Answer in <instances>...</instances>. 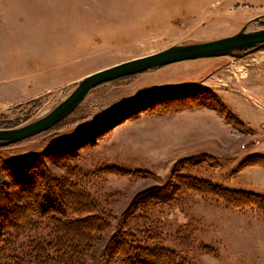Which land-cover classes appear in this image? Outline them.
Here are the masks:
<instances>
[{"label":"rangeland","instance_id":"1","mask_svg":"<svg viewBox=\"0 0 264 264\" xmlns=\"http://www.w3.org/2000/svg\"><path fill=\"white\" fill-rule=\"evenodd\" d=\"M248 22L247 32L264 29V0H0V129L42 118L90 74L175 45L229 37ZM197 90L206 93L197 105L151 110L158 95ZM70 142L77 154L71 166L80 171L74 182L112 221L87 264H120L102 257L118 216L137 194L176 176L264 197V166L249 164L264 156V48L102 84L50 130L0 147V161L38 155L60 176L65 172L49 151ZM189 158L193 167L180 166ZM115 169L150 177L111 174ZM0 183L16 199L12 179ZM130 230L183 264H264V211L195 191L177 193Z\"/></svg>","mask_w":264,"mask_h":264},{"label":"trees","instance_id":"2","mask_svg":"<svg viewBox=\"0 0 264 264\" xmlns=\"http://www.w3.org/2000/svg\"><path fill=\"white\" fill-rule=\"evenodd\" d=\"M205 95L202 90L170 92L158 95L149 103H152V112H177L197 105L195 102ZM217 108L225 114L222 108ZM70 144L49 151L55 166L65 172L60 176L38 155L2 161L14 182L16 199L0 183V264H87L96 243L112 229L110 217L74 182L80 171L71 166L77 154ZM250 160V165L264 166V156ZM194 162L189 158L179 164L189 168ZM110 173L150 177L148 172L133 174L120 169ZM181 191L215 197L234 208L256 207L264 211V197L260 195L232 191L189 176H176L164 186L137 194L118 216L119 228L105 243L103 259L120 264H183L169 249L142 244L130 230L132 222L161 205L171 204ZM184 243L189 244L190 240L185 238Z\"/></svg>","mask_w":264,"mask_h":264},{"label":"water","instance_id":"3","mask_svg":"<svg viewBox=\"0 0 264 264\" xmlns=\"http://www.w3.org/2000/svg\"><path fill=\"white\" fill-rule=\"evenodd\" d=\"M250 23H246L241 31L229 37L201 43L175 45L158 53L90 74L80 80L71 94L42 118L22 127L0 129V147L27 140L50 130L71 115L88 94L102 84L182 61L220 57L242 58L254 50L264 48V29L247 32L246 29Z\"/></svg>","mask_w":264,"mask_h":264},{"label":"clouds","instance_id":"4","mask_svg":"<svg viewBox=\"0 0 264 264\" xmlns=\"http://www.w3.org/2000/svg\"><path fill=\"white\" fill-rule=\"evenodd\" d=\"M44 159H47L45 157ZM0 176L7 177L8 179H11L10 174L8 173L7 169L3 167V162L0 161Z\"/></svg>","mask_w":264,"mask_h":264}]
</instances>
